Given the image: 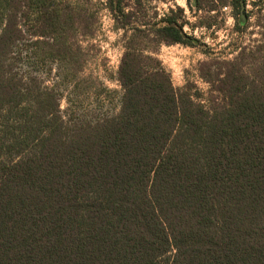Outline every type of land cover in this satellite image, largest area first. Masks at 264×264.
Segmentation results:
<instances>
[{"label":"trees","instance_id":"1","mask_svg":"<svg viewBox=\"0 0 264 264\" xmlns=\"http://www.w3.org/2000/svg\"><path fill=\"white\" fill-rule=\"evenodd\" d=\"M153 1L104 0L122 31L121 96L85 120L61 114L36 68H79L70 36L85 16L0 0V264H264V54L250 74L227 63L225 101L206 107L153 56L191 44L181 9L143 21ZM244 1L230 0L237 28Z\"/></svg>","mask_w":264,"mask_h":264},{"label":"rangeland","instance_id":"2","mask_svg":"<svg viewBox=\"0 0 264 264\" xmlns=\"http://www.w3.org/2000/svg\"><path fill=\"white\" fill-rule=\"evenodd\" d=\"M53 1L58 8L70 5L85 16L84 21L77 19L78 30L70 36L71 44L81 49L79 68L51 61L36 66L45 73L46 85L60 93L61 114L65 118L79 116L85 120L115 114L121 96L117 70L123 53L122 31L115 28L104 0ZM194 1L147 2L143 21L148 25L159 23L170 10L181 9L182 32L191 44H159L152 50L153 56L175 89H186L193 100L206 107L222 105L225 98L219 92V80L227 71L226 64L236 63L241 72L250 74L253 52L259 57L264 54V0L244 1L247 18L239 28L230 0H200V7ZM25 23L29 20L25 19ZM65 68L77 71L71 80L75 90L62 79V72L58 76V71ZM212 72L217 74L216 78L209 76Z\"/></svg>","mask_w":264,"mask_h":264},{"label":"water","instance_id":"3","mask_svg":"<svg viewBox=\"0 0 264 264\" xmlns=\"http://www.w3.org/2000/svg\"><path fill=\"white\" fill-rule=\"evenodd\" d=\"M242 19V18H241Z\"/></svg>","mask_w":264,"mask_h":264}]
</instances>
